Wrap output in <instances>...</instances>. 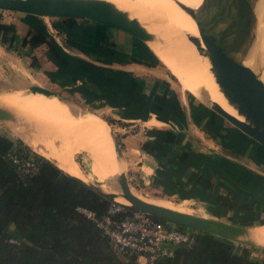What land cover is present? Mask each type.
I'll return each instance as SVG.
<instances>
[{
  "label": "crops",
  "instance_id": "obj_1",
  "mask_svg": "<svg viewBox=\"0 0 264 264\" xmlns=\"http://www.w3.org/2000/svg\"><path fill=\"white\" fill-rule=\"evenodd\" d=\"M0 24L16 35L15 50L0 41V56L12 72L52 88L20 93L36 101L55 96L69 110L67 98L76 101L75 107L106 112L100 117L115 127L129 170H135L129 181L137 191L203 217L255 231L264 226L259 225L264 221V148L188 92L148 44L97 23L9 11L0 10ZM28 29L51 37L65 57L64 69L44 45L30 52L39 67L29 66L31 56L19 52ZM18 30L25 32L19 35Z\"/></svg>",
  "mask_w": 264,
  "mask_h": 264
},
{
  "label": "trees",
  "instance_id": "obj_2",
  "mask_svg": "<svg viewBox=\"0 0 264 264\" xmlns=\"http://www.w3.org/2000/svg\"><path fill=\"white\" fill-rule=\"evenodd\" d=\"M0 30L1 44L15 50L16 35L10 26L0 24ZM40 45L51 51L61 69L65 68V57L57 53L51 37L40 30L26 31L19 42L23 51L19 52L29 56ZM30 56L29 66L39 67ZM10 152L30 159L36 170L30 174L18 170L8 157ZM112 201L33 153L22 140L0 134V264H122L107 237L78 211L83 207L100 215ZM191 230L195 231V240L190 247L178 245L173 257L159 258L155 264H264V256L251 255V250L263 249ZM11 237L18 242H8Z\"/></svg>",
  "mask_w": 264,
  "mask_h": 264
},
{
  "label": "bare ground",
  "instance_id": "obj_3",
  "mask_svg": "<svg viewBox=\"0 0 264 264\" xmlns=\"http://www.w3.org/2000/svg\"><path fill=\"white\" fill-rule=\"evenodd\" d=\"M107 1L137 18L155 35V39L147 43L148 47L184 88L223 113L243 119L223 92L218 70L211 59L215 45L210 31L194 12L202 0H137L136 10L124 0ZM260 3L256 2L255 10L257 35L259 44L264 46V3ZM205 40H210L211 46L207 47ZM249 63L250 58L245 61L248 66ZM0 107L16 115L15 124L21 132L27 133L28 138L24 136L30 146L40 155L54 159L63 171H72L68 162L76 153L85 152L94 161L96 176L101 182L121 173L109 125L96 114H84L85 119L74 115L67 104L57 105L47 97L33 102L17 92L0 94ZM122 163L121 158L120 165ZM116 199L131 204L121 196ZM247 238L264 246V226L257 232L250 227Z\"/></svg>",
  "mask_w": 264,
  "mask_h": 264
},
{
  "label": "water",
  "instance_id": "obj_4",
  "mask_svg": "<svg viewBox=\"0 0 264 264\" xmlns=\"http://www.w3.org/2000/svg\"><path fill=\"white\" fill-rule=\"evenodd\" d=\"M257 0H202L194 9L199 19L210 31L215 51L211 59L218 70L220 84L237 116L223 113L217 106L213 111L264 147V81L245 61L250 58L253 45L259 47L256 15ZM0 10L32 15L44 19H59L97 23L124 31L146 44L155 39L137 18L119 9L107 0H0ZM210 40H205L207 47ZM189 92V91H188ZM0 121L16 125V115L0 107ZM119 158H124L119 138L110 132ZM119 192H109L101 184L87 181L94 190L116 199L128 200L132 210L140 211L174 225L190 227L227 239L234 243L257 249L264 246L248 239L249 225H239L164 207L149 202L131 189L125 172L118 175Z\"/></svg>",
  "mask_w": 264,
  "mask_h": 264
},
{
  "label": "built area",
  "instance_id": "obj_5",
  "mask_svg": "<svg viewBox=\"0 0 264 264\" xmlns=\"http://www.w3.org/2000/svg\"><path fill=\"white\" fill-rule=\"evenodd\" d=\"M8 157L25 174L36 170L30 159L13 152L8 153ZM126 206L113 200L100 215L87 208H78L107 237L122 264H155L159 258L173 257L174 247H190L194 243V230L177 228L170 222ZM8 242L17 243L18 240L11 237Z\"/></svg>",
  "mask_w": 264,
  "mask_h": 264
},
{
  "label": "rangeland",
  "instance_id": "obj_6",
  "mask_svg": "<svg viewBox=\"0 0 264 264\" xmlns=\"http://www.w3.org/2000/svg\"><path fill=\"white\" fill-rule=\"evenodd\" d=\"M124 1L127 2L132 7V9H134V10L137 9V7H136L137 0H124ZM257 1L260 3V0H257ZM262 1H264V0H262ZM263 3L264 2H262L260 4H263ZM18 32H19V35H20V34H23L25 31L24 30L23 31L18 30ZM0 57H2V56H0ZM249 57H250L249 66L257 74H259L261 79L264 81V46L260 44L259 47L257 48L256 45H253V49L251 50V55ZM2 58H3V60H0V78H2L1 81H3V83L2 82L0 83V92H14V93H16L18 91L17 92L18 95H20V96H22L24 98L26 97V99L34 102L36 100H34L32 97H30L28 95H25V94H22V93H34V94H36L38 92L41 93L44 90L49 91L50 89H52L49 86L46 87V86H44L42 84L41 85L35 84L34 78L32 76L23 78L22 75H18L17 73H13L11 68H9L10 65H8V63L10 64V62L5 60L4 57H2ZM164 68L167 69L166 65H164ZM14 78L16 80L15 81L16 83L14 85H11V83L9 81L12 82ZM20 92H22V93H20ZM0 94H12V93H0ZM47 94L50 95V92L47 93ZM37 95H39V94H37ZM48 99L52 100L57 105H61V103H62V102L60 103V101L55 96H54V98L48 96ZM67 99H68L69 105L72 107L70 109V111L74 115H82L83 116V114H86L87 112H92V113H95L97 116L99 115V117L100 116H103V117L106 116V112L96 111V110L95 111L94 110L93 111L92 110H87L86 108L79 107V106L75 107V104L77 105L76 101L74 99H69V98H67ZM200 100L203 101L204 103L208 104L205 100H203V99H200ZM19 129H20L19 125H13V124H10V123H6V122H3V121H0V134H5L9 138H12L14 140L15 139L22 140L23 144L26 145L27 147H29V149L33 153L39 154L37 151H35L30 146L29 142L27 141L28 140V139H26V138H28L27 135H26L27 133L26 132L23 133ZM109 130L114 132V133H117L115 131V127L111 126L110 124H109ZM103 133L105 134L104 131H103ZM103 133H102V135H103V137L105 139V136H104ZM24 134L26 135V138H25ZM105 140H107V139H105ZM121 148H122L123 153H124L123 160L125 161V166H123L121 164L122 165V167H121V165H120L121 158H119L118 155H117L116 158L120 161V163L118 162V164L120 166L121 171L123 170L122 172H125L128 175V177H129L131 174H133V172H135V170H132L133 172L129 170V167H128V164H127V156H126V154L124 152L123 147H121ZM41 156H43V155H41ZM43 157H45V156H43ZM45 158H47V157H45ZM47 159L50 160L51 162H53L56 166H58L54 159H52V158H47ZM68 164H69V167L72 169V171L66 170L65 171L66 173L71 174L73 176H78L79 178L82 179V181H84L86 183H87V181H91V182L96 183V184H101L102 187L105 190L109 191V192H119L120 191L119 184L117 182L118 175L113 176V177H109V178H107V179H105V180H103L101 182L99 180L98 176H96L97 171H96V165L94 164V161L85 152L76 153L74 155V157L72 158V160L70 162H68ZM131 189L137 195H139L140 197L144 198L145 200H147L149 202H153L155 204L162 205V206H164V205L161 204V203H165L166 205H175V206H178L181 209L183 208V210H185L186 213L199 215L197 212L189 211L186 207H184L182 205H176V204H173L171 202H167V201H163V200L151 199L150 197L145 196L141 192L137 191L132 184H131ZM113 200L116 201V202L125 204V203L121 202L118 199H113ZM164 207L172 208V207H169V206H164ZM176 209L177 208H175V210ZM177 210H179V209H177ZM259 223H258L259 225H262V224H264V221H261ZM188 229H191V228L188 227ZM251 255L258 256V257H263L264 256V250H262L261 252L258 251V250H251Z\"/></svg>",
  "mask_w": 264,
  "mask_h": 264
}]
</instances>
